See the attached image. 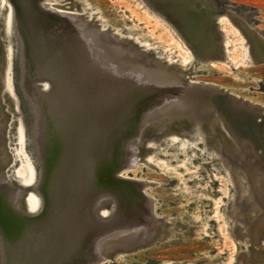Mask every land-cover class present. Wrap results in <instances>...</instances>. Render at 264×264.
Segmentation results:
<instances>
[{
	"label": "rangeland",
	"instance_id": "374dc122",
	"mask_svg": "<svg viewBox=\"0 0 264 264\" xmlns=\"http://www.w3.org/2000/svg\"><path fill=\"white\" fill-rule=\"evenodd\" d=\"M22 58L37 74L32 89L49 94L54 80L58 110L90 97L85 138L43 192ZM210 86L253 109L224 107L218 90L209 108ZM186 102L162 126L144 117ZM263 123L264 0H0V195L15 194L11 215L0 203V248L9 264H264ZM112 191L119 208L104 203L90 218ZM65 205L78 221L59 215L51 227V206ZM5 217L33 225L22 233ZM126 226L123 242L110 238ZM99 237L110 239L103 251Z\"/></svg>",
	"mask_w": 264,
	"mask_h": 264
},
{
	"label": "bare ground",
	"instance_id": "6f19581e",
	"mask_svg": "<svg viewBox=\"0 0 264 264\" xmlns=\"http://www.w3.org/2000/svg\"><path fill=\"white\" fill-rule=\"evenodd\" d=\"M13 2V1H12ZM48 2V1H47ZM52 2V1H51ZM51 6V5H50ZM53 7V6H52ZM49 8V7H48ZM64 14V13H62ZM47 15V14H46ZM72 15V14H71ZM73 16V15H72ZM22 17V16H21ZM55 17V16H54ZM76 19V18H75ZM75 23L78 25V26H82L84 24L83 21H78L76 19ZM18 28V27H17ZM73 31V30H72ZM21 33V32H20ZM24 34V33H23ZM63 34V33H62ZM26 40V39H24ZM22 52V51H21ZM24 54V53H23ZM134 55V54H133ZM134 56H130V58H133ZM136 59H138L137 57H135ZM22 73H23V82H24V87H25V91L30 99V102H31V105H32V111H33V119H34V147H35V155L37 157L38 160H40V162H42V166L40 167V171L42 172V181H41V184L43 186H40V190L41 192H43L44 188H46V191L47 189H52L54 186V183H55V180L56 178L58 177V171H56V169L60 168V164L62 165L63 164V161L64 160H70V159H73L74 157V150H75V147L77 145V142H78V139L81 138V137H84L85 138V132L84 130H86V127L85 126V110H86V99L85 97H88V96H84L83 98H79L78 100V103L74 106L73 104V107H71L70 109H66L64 111H61V110H58L57 109V100L56 98H54V94H56V88L54 86V80L52 78H48L50 80V82L52 83V88H51V92L49 94L45 93V94H40L38 91H36L35 89H32L31 86H30V82L29 80L31 81L32 78L37 75L35 73L32 72V63L31 62H28L25 58H22ZM32 59V58H31ZM142 59V58H141ZM131 61V60H130ZM137 62V60H136ZM139 63V61H138ZM142 65V64H141ZM139 65L137 64V67ZM34 68V67H33ZM35 68H36V65H35ZM128 68V66H127ZM126 68V69H127ZM134 68V67H133ZM41 69V68H40ZM130 69V68H128ZM42 73V72H41ZM46 73V72H45ZM166 73V72H165ZM162 74V73H161ZM39 75V73H38ZM157 78L158 81H165L166 80V77L165 75L163 76H150V79H155ZM175 79V78H174ZM174 81V80H173ZM153 83V82H152ZM90 85V84H89ZM165 85V84H164ZM57 87V86H56ZM197 89V88H196ZM99 90V89H98ZM207 90V98H205L204 102H205V105L208 106L209 108H213L215 110L218 109L217 107V104L215 102V98L211 97L213 96V93H215V91H219V94L221 93L222 95H224V98H222V104L224 107H230L231 109L233 108H239V107H243V105H246L248 103H246L243 99H240V98H237L229 93H227V91H222L221 89L219 88H213V87H209L206 89ZM85 91V90H84ZM90 91V90H89ZM86 92V91H85ZM88 92V91H87ZM99 93V92H98ZM212 94V95H211ZM220 94V95H221ZM66 95V94H65ZM82 97V96H81ZM166 97V96H165ZM168 97V96H167ZM72 98V97H71ZM90 99V97H88ZM160 98V97H159ZM164 98V97H163ZM88 100V99H87ZM191 100V99H190ZM74 101V100H73ZM60 102V101H59ZM193 102V101H192ZM105 103V102H104ZM107 103V102H106ZM180 103V102H179ZM95 104V103H94ZM152 106V105H151ZM191 106V104L189 102H186L184 103L181 107H180V110L178 111H175V110H170V112L168 111V113L166 115H162L160 117H158L160 114H162V112H164L165 110H168L169 108L167 109H163V110H160V109H150L148 110V112L146 113V115L144 116L148 122H156L158 121L159 119H162L163 117L164 118H171L172 116H175V115H179L181 112H185V109L189 108ZM161 107V106H159ZM233 107V108H232ZM248 108L250 109H253V105H251L250 103L247 105ZM258 109H259V106H257ZM98 110V109H97ZM139 110V109H138ZM244 110V109H243ZM248 110V109H247ZM99 111V110H98ZM115 111V109H114ZM142 111V110H141ZM262 111V109L260 110ZM91 112V111H90ZM263 113V112H261ZM262 115V114H261ZM97 116V115H96ZM100 116V115H99ZM105 116V114H104ZM113 116V115H112ZM103 117V116H102ZM98 119V118H96ZM160 121V120H159ZM159 125L162 126V123L161 121L159 122ZM230 121V120H229ZM260 121V120H259ZM262 121V120H261ZM263 122V121H262ZM257 123V122H256ZM146 124V123H145ZM264 124V123H263ZM128 126V125H127ZM131 126V125H130ZM141 126V125H140ZM231 126V125H230ZM102 127V126H101ZM233 127V126H232ZM256 127V126H255ZM145 128V127H144ZM257 128V127H256ZM108 129V128H107ZM129 130V128H128ZM258 130V129H257ZM95 131V130H94ZM142 132V131H141ZM127 133V132H126ZM132 133V132H131ZM134 133V132H133ZM94 134V132H93ZM97 134V133H96ZM95 134V135H96ZM94 135V136H95ZM105 135L106 137V134H103ZM114 135V134H113ZM128 135V134H127ZM82 138V139H84ZM111 138V137H110ZM125 138V137H124ZM131 138V137H130ZM108 139V138H107ZM113 139V138H112ZM97 140V138H96ZM98 142V141H97ZM94 143V142H93ZM99 143V142H98ZM87 145V144H86ZM92 145V144H91ZM95 146V145H94ZM119 146V145H118ZM130 146V144H129ZM91 147V146H90ZM244 148V150L247 152L246 154V157H248L249 159L251 160H255L257 161L258 157L256 156L255 152L252 151V149L247 145L245 144L244 146H242ZM108 148V147H107ZM86 149V148H85ZM109 153H108V156H109V162L111 164V161L112 159L115 157L116 153H117V149L116 148H112L109 146ZM127 150V149H126ZM125 150V151H126ZM128 150H132V149H128ZM96 152V151H95ZM94 152V154H95ZM102 152V151H100ZM104 152V151H103ZM79 153V152H78ZM87 154V153H86ZM125 154V153H124ZM127 154V153H126ZM93 155V154H92ZM99 155V152L98 154ZM129 156V154H128ZM97 157V156H96ZM102 157V156H101ZM126 157V156H125ZM130 158V157H129ZM98 159V158H97ZM74 160V159H73ZM108 160V159H107ZM65 161V162H66ZM85 161V160H84ZM91 161V160H90ZM139 159H137L135 157V162L138 163ZM86 162V161H85ZM107 162V161H106ZM115 163V162H114ZM66 164V163H65ZM84 164V163H83ZM86 164V163H85ZM107 166V164H106ZM112 167V164L111 166ZM68 168V167H67ZM93 169V168H92ZM118 169V167H117ZM131 169V168H130ZM130 169H126L127 170H130ZM90 170V169H89ZM97 170V169H96ZM118 171V170H116ZM124 171V170H122ZM89 172V171H88ZM119 173H121L119 171ZM245 173L247 175V177L250 179V182L251 183H254L255 181V174L258 173L257 169L253 166H248L247 169L245 170ZM60 174V173H59ZM116 174V172L114 173ZM262 174V172H261ZM61 176V175H60ZM114 176V175H113ZM116 176V175H115ZM93 177V176H92ZM264 178V174L262 176ZM86 178V176H85ZM91 178V177H90ZM89 178V179H90ZM101 178V177H100ZM129 178V177H128ZM79 179V178H77ZM84 179V178H83ZM87 181V180H86ZM113 183V182H112ZM93 184V183H92ZM120 184V183H119ZM2 185V184H1ZM140 185V184H139ZM139 185H136L135 187L138 188ZM149 185V184H148ZM5 186V185H4ZM128 186V185H127ZM126 186V187H127ZM141 186V185H140ZM131 187V186H130ZM129 187V189H130ZM123 188V187H122ZM146 188V187H144ZM135 189V188H134ZM49 190V191H50ZM106 190V189H105ZM127 190V189H126ZM132 190V189H131ZM2 191V190H1ZM48 191V192H49ZM95 191V190H94ZM104 191V190H103ZM123 191V190H122ZM134 191V190H132ZM78 192V191H77ZM99 192V191H98ZM107 192V190H106ZM16 193V192H15ZM52 193V191H51ZM51 193H48V194H51ZM101 195L105 192H100ZM110 194L108 196H101L98 198L97 202L96 203H93L94 205L91 207V210H90V218L93 216H98V212H99V209L103 206L104 203H106V201H110L109 203H114L115 204V207L119 208V202L117 199H119L121 197V194L120 193H116L115 191H112V192H109ZM114 193V194H113ZM136 193V192H135ZM2 194V193H1ZM44 194V193H43ZM98 194V193H97ZM113 194V195H112ZM128 194V193H127ZM100 194H98L99 196ZM123 195V194H122ZM47 196V195H46ZM49 197L51 195H48ZM138 196V194H137ZM14 197H15V194L13 193H10V192H7V193H4L2 195H0V203H1V207L5 210V213L6 214H9L11 215V210L14 208ZM124 197V196H123ZM50 198H54L55 197H50ZM124 201H125V207L126 209L129 211V204L130 202H132L131 200V197H128V198H125L124 197ZM152 201V200H151ZM52 203H57L56 201H54L52 199L51 201ZM61 204V203H60ZM72 206V205H71ZM69 206V205H65L64 207L62 208H59V209H56L57 207L55 206H51L52 209H51V212H49V210L47 211V213L49 212L50 213V216L52 215V222H51V227L54 226V219L55 217L57 216H69V218H72L73 216L71 215V212L73 211V208ZM86 210V209H85ZM79 211V210H78ZM127 211V212H128ZM16 212V211H15ZM74 213V212H72ZM4 214V213H3ZM16 214V213H15ZM70 214L72 217H70ZM115 214V213H114ZM5 215V214H4ZM47 215V214H46ZM49 215V214H48ZM113 215V214H112ZM117 215V214H116ZM127 215V214H126ZM129 215V214H128ZM127 215V217H129ZM16 216V215H15ZM76 216V215H75ZM7 217V216H6ZM4 218L5 220H8L9 223H10V226L12 229L14 228H18L19 227V230L22 232V233H25V232H28L29 230V226H32L33 224L31 223H28L27 221H20L21 223H16L14 221V219H12L11 217L10 218ZM84 217V216H83ZM113 217V216H112ZM86 218V217H84ZM94 218V217H92ZM130 218V219H129ZM129 218V221L131 220L132 216H130ZM73 219V223L75 224L76 221L78 220H75L74 218ZM77 219H80V218H77ZM83 219V218H82ZM87 219V218H86ZM110 219V218H109ZM84 220V219H83ZM82 220V223L83 226H84V221ZM81 221V219H80ZM87 222L89 220H86ZM91 221V220H90ZM126 222V221H125ZM125 222L123 224H125ZM89 223V222H88ZM87 223V224H88ZM92 223V222H91ZM79 224V222H78ZM86 224V223H85ZM107 224V223H106ZM118 224V223H117ZM120 225L122 223H119ZM119 224L118 225H115L116 227L118 226L119 227ZM74 226H77V225H74ZM89 226V225H87ZM125 226V225H124ZM78 227H82L81 225L77 226ZM117 227V228H118ZM37 228V227H36ZM76 227H74V230L75 232L77 231V228L75 229ZM87 228V227H86ZM115 228V227H114ZM122 229V227H120ZM125 228L127 230H125ZM122 232H120L118 235H115L114 237H110L112 240H115L117 242H123L126 237L128 236V233H129V228H127V226L125 227ZM81 231L82 230H86L84 227L83 228H79ZM89 229V228H88ZM95 229H98V228H95ZM120 229V230H121ZM134 229V228H133ZM99 230V229H98ZM101 230V229H100ZM131 230V229H130ZM69 231V230H68ZM71 231V230H70ZM92 231V230H91ZM102 231V230H101ZM108 231V230H107ZM111 232V230H109ZM112 231H115V229ZM117 231V230H116ZM0 232L3 234V228L0 226ZM43 232V231H42ZM66 232V231H65ZM72 232V231H71ZM79 232V231H77ZM77 232L75 234H77ZM87 232V231H86ZM89 232V231H88ZM100 232V231H99ZM106 231L104 232H101V233H104L105 234ZM118 232V231H117ZM85 233V232H84ZM92 233V232H91ZM112 233V232H111ZM135 233V232H134ZM65 234V233H63ZM93 234V233H92ZM92 234H90L89 236L87 235V237L90 238V236H92ZM23 235V234H22ZM78 235V234H77ZM98 234H96L97 236ZM95 236V237H96ZM104 236V235H103ZM1 239H2V236H0ZM94 237V235H93ZM92 237V238H93ZM31 238V237H30ZM57 238V237H56ZM107 238V237H106ZM106 238H103V237H99L98 239V248L100 251H103L107 244H108V240L110 239H106ZM37 239V238H35ZM77 239V238H76ZM81 240V237L79 238ZM3 240V239H2ZM84 240V239H82ZM87 240V239H86ZM95 240V238H94ZM96 241V240H95ZM85 242V240L83 241ZM87 242V241H86ZM85 242V244H86ZM91 242H94V241H91ZM71 245H73L71 243ZM76 245V244H75ZM88 245V244H87ZM74 246V245H73ZM86 246V245H85ZM67 247V246H66ZM7 248V247H6ZM77 247H75L74 249H76ZM92 248L89 247L87 249H90ZM86 249V248H85ZM86 249V250H87ZM96 250V249H95ZM93 251V250H92ZM5 251L2 250V247L0 248V264H9L8 262V259L7 257L5 256L6 253H4ZM88 252H90L88 250ZM60 253V252H59ZM93 253V252H92ZM91 254V252H90ZM94 254V253H93ZM98 255V254H97ZM96 255V256H97ZM67 257V256H66ZM99 259H96L94 262H98ZM89 262V261H88Z\"/></svg>",
	"mask_w": 264,
	"mask_h": 264
},
{
	"label": "water",
	"instance_id": "95a60500",
	"mask_svg": "<svg viewBox=\"0 0 264 264\" xmlns=\"http://www.w3.org/2000/svg\"><path fill=\"white\" fill-rule=\"evenodd\" d=\"M260 118H261V120H262V119H263V116H260ZM107 202H110V201L107 200L106 203H107Z\"/></svg>",
	"mask_w": 264,
	"mask_h": 264
}]
</instances>
